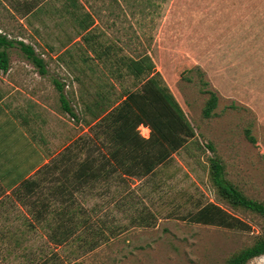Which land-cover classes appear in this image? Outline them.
<instances>
[{
  "label": "rangeland",
  "instance_id": "374dc122",
  "mask_svg": "<svg viewBox=\"0 0 264 264\" xmlns=\"http://www.w3.org/2000/svg\"><path fill=\"white\" fill-rule=\"evenodd\" d=\"M0 31L32 46L48 69L41 76L20 46L9 49L0 123L14 131L12 152L27 145L43 165L67 147L77 161L90 149L103 161L85 106L103 93L111 108L136 91L142 81L127 63L146 55L197 135L155 174L117 172L76 191L78 231L61 246L50 237L55 215L52 226L37 223L31 205L0 181V264H224L264 233L261 217L220 197L209 171L218 157L227 180L264 203V0H0ZM54 79L79 120L62 109ZM212 93L218 104L206 118ZM53 183L45 181V193ZM207 203L247 230L184 220ZM248 264H264V256Z\"/></svg>",
  "mask_w": 264,
  "mask_h": 264
},
{
  "label": "trees",
  "instance_id": "16d2710c",
  "mask_svg": "<svg viewBox=\"0 0 264 264\" xmlns=\"http://www.w3.org/2000/svg\"><path fill=\"white\" fill-rule=\"evenodd\" d=\"M20 46L26 58L34 65L41 76L48 73L45 59L35 49L17 39L10 38L0 31V71L10 70L9 49ZM129 72L142 81L136 91H126L124 98L117 105L110 107V101L103 93L86 104V110L92 115L87 125L98 128L94 136L98 138L105 151L103 161L99 162L90 149L84 160L77 161L70 151L46 162L31 161V151L22 145L19 152H12L14 131L10 125L0 123V181L6 189L18 194L21 202L29 203L31 212L39 224L52 226L49 217L54 214L56 225L52 229L51 239L61 246L78 231L76 224V191L83 190L102 178L119 172L127 176L147 177L171 160L174 154L182 150L192 140L196 132L187 119L179 102L148 55L140 59H130L127 63ZM60 94L62 109L79 120V115L70 106L64 92V84L54 79ZM218 104V97L212 93L203 114L206 118L213 115ZM2 112V111H0ZM93 124V125H92ZM141 125L150 128L148 138L139 132ZM251 142L255 139L247 132ZM207 147L214 151L212 144ZM13 154V155H11ZM74 156V157H73ZM10 161L2 169V159ZM4 160V161H5ZM3 161V162H4ZM210 176L220 197L234 208H241L258 215L264 220V203L246 197L243 192L229 182L225 176V166L218 157L210 159ZM46 180H52L54 186L44 191ZM58 203V210L53 209ZM190 223L223 227L235 230H247L248 225L215 203H207L185 215ZM98 245H93L92 249ZM264 256V233L256 237L251 246L242 248L224 264H248L251 260ZM39 264H58L53 259H45Z\"/></svg>",
  "mask_w": 264,
  "mask_h": 264
},
{
  "label": "crops",
  "instance_id": "0c3cea01",
  "mask_svg": "<svg viewBox=\"0 0 264 264\" xmlns=\"http://www.w3.org/2000/svg\"><path fill=\"white\" fill-rule=\"evenodd\" d=\"M4 102H5V99L2 100V98H1V100H0V107L3 108L5 111H7V105H6V102H5V104H4Z\"/></svg>",
  "mask_w": 264,
  "mask_h": 264
},
{
  "label": "built area",
  "instance_id": "2783aa9c",
  "mask_svg": "<svg viewBox=\"0 0 264 264\" xmlns=\"http://www.w3.org/2000/svg\"><path fill=\"white\" fill-rule=\"evenodd\" d=\"M140 127H145L144 125H141ZM140 127H139V130H140ZM147 129H149L148 127H147ZM141 133V132H140ZM143 137H145V138H148L149 137V135L148 136H145L144 134H141Z\"/></svg>",
  "mask_w": 264,
  "mask_h": 264
}]
</instances>
